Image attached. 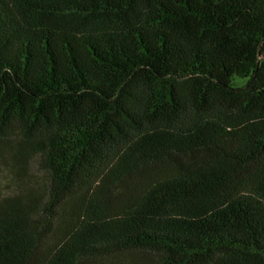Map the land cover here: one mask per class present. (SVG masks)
<instances>
[{
	"label": "trees",
	"instance_id": "16d2710c",
	"mask_svg": "<svg viewBox=\"0 0 264 264\" xmlns=\"http://www.w3.org/2000/svg\"><path fill=\"white\" fill-rule=\"evenodd\" d=\"M7 155L0 264H264V0H0Z\"/></svg>",
	"mask_w": 264,
	"mask_h": 264
},
{
	"label": "rangeland",
	"instance_id": "374dc122",
	"mask_svg": "<svg viewBox=\"0 0 264 264\" xmlns=\"http://www.w3.org/2000/svg\"><path fill=\"white\" fill-rule=\"evenodd\" d=\"M7 161L10 162L9 166L0 162V195L7 196L13 191H20L25 185L36 187L44 181V173L40 169L37 159H33L27 164L20 173L22 176L16 175L18 171L12 168L11 165H14V162L11 155H7Z\"/></svg>",
	"mask_w": 264,
	"mask_h": 264
}]
</instances>
